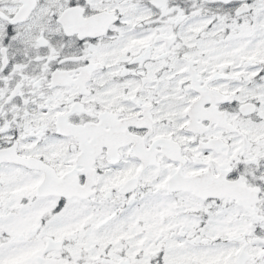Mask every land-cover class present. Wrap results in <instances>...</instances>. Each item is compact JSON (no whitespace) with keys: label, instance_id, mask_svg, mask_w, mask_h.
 Segmentation results:
<instances>
[{"label":"snow or ice","instance_id":"6c2138e0","mask_svg":"<svg viewBox=\"0 0 264 264\" xmlns=\"http://www.w3.org/2000/svg\"><path fill=\"white\" fill-rule=\"evenodd\" d=\"M0 264H264V0H0Z\"/></svg>","mask_w":264,"mask_h":264}]
</instances>
